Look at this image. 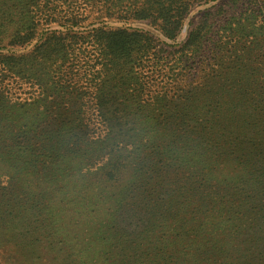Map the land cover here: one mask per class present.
Masks as SVG:
<instances>
[{
  "label": "trees",
  "instance_id": "1",
  "mask_svg": "<svg viewBox=\"0 0 264 264\" xmlns=\"http://www.w3.org/2000/svg\"><path fill=\"white\" fill-rule=\"evenodd\" d=\"M201 1L211 0H0V49L37 39L24 53L0 51V181L30 196L55 192L62 199L83 181L88 195L79 201L107 203L110 215L147 200L142 156L157 157V169L146 174L155 190L158 164L170 155L182 171L188 163L197 167L203 179L212 170L205 195L228 196L217 207L234 226L206 230L200 206L198 228L192 218L174 225L175 251L194 261L264 264L247 224L233 220L250 209L242 188L243 205L235 201V184L250 188L264 212V0L210 5L179 44L125 24L148 21L172 40ZM25 84L28 96L14 94ZM242 171L251 178L212 180L218 172ZM6 196L0 189V217L11 202ZM111 233L102 236L108 245L117 238ZM152 250L158 255V243Z\"/></svg>",
  "mask_w": 264,
  "mask_h": 264
},
{
  "label": "rangeland",
  "instance_id": "2",
  "mask_svg": "<svg viewBox=\"0 0 264 264\" xmlns=\"http://www.w3.org/2000/svg\"><path fill=\"white\" fill-rule=\"evenodd\" d=\"M221 1L223 0L201 1L193 5L179 34L172 40L163 38L148 21L134 20L125 24L149 32L158 38L159 42L179 44L184 41L188 27L196 22L200 13L212 4H220ZM88 21L87 19L84 22L83 27L88 26ZM36 41L35 38L25 46H6L0 51L24 53L29 51ZM21 87H14L12 91L24 98L29 95L30 89L26 84ZM147 138L151 139L150 136ZM214 151L215 149H210L209 152ZM151 156H142L146 164L144 170L147 171L140 175L143 187L146 186L147 190H151L147 200L137 198V202L131 207L121 208L110 215H105L108 209L107 203L102 205L94 203V205L88 199L82 201L88 195V184L84 187L83 181H80L79 187L86 192L69 187L62 199L55 192L51 193L52 196L46 195L45 198L30 196L28 190L15 188L11 183L5 185L10 180L1 177L0 189L7 192L6 197H9L11 202L4 210L3 217H0V264H218L213 263L211 258L202 260L198 258L194 261L192 255L181 256L175 251L179 244L176 241L178 234L175 232L174 225L192 218L198 228L200 220L197 217L200 214L195 210L200 206L206 210V218L201 225L206 230L212 227L234 228L232 222L229 224L225 220V211L217 207V203L228 196L205 195V184L208 182L206 180L209 178L211 180L212 170L209 174L208 172L205 174V180L202 178V171H198L197 167L193 168L191 163L185 164L186 170L182 171L174 157L167 155L158 164L160 173L157 174L158 177H155L158 184L154 190L146 180V174L157 169L154 162L157 157L151 158ZM208 166L216 167V163ZM247 172L242 171V176L234 175L232 172H218L213 175L212 180L240 177L242 181H245L243 176L251 178L250 171ZM262 173L264 174V171ZM84 176L88 178V173ZM259 181L264 184V176H260ZM235 186H239L235 201L241 203L238 195L242 188V193L248 195L250 209L243 211L242 215L234 216V225L245 222L250 229V245L254 246L255 251H263L264 255V212L259 211L252 203L256 196L250 188L241 184H235ZM84 194L86 195L83 196ZM151 194L154 195L150 196ZM80 197L82 199L79 201ZM61 205L67 206L61 208ZM16 214L19 215L15 217ZM109 216L110 220L105 221ZM153 227V231L148 232ZM112 230L117 232V238L111 239L112 244L108 245L109 238L103 240L102 236L113 235ZM125 232L130 236H126ZM140 232H147V234L133 242L130 239L132 233L138 235ZM160 236L164 243L158 242ZM217 238L213 235L209 244H216L214 242ZM22 239L23 241L20 242ZM105 243L107 245H104ZM156 243L160 251L158 255H156L158 249L152 250ZM160 244L167 248L161 250ZM145 252L148 253L145 254ZM182 258L188 259L182 260Z\"/></svg>",
  "mask_w": 264,
  "mask_h": 264
}]
</instances>
